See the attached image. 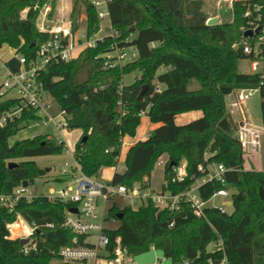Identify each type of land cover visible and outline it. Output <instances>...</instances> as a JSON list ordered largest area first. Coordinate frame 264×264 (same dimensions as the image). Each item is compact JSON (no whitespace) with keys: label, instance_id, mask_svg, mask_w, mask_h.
<instances>
[{"label":"trees","instance_id":"obj_1","mask_svg":"<svg viewBox=\"0 0 264 264\" xmlns=\"http://www.w3.org/2000/svg\"><path fill=\"white\" fill-rule=\"evenodd\" d=\"M47 2L52 3L50 14L54 15L57 0H0V50L8 45L29 60L35 59L39 46L50 37L37 27L40 8ZM204 3L111 0L109 12L115 33L99 39L75 59L48 62L38 80L54 99L52 112L64 110L68 128L83 130L74 158L87 175L96 177L103 168L118 165L122 139L128 134L135 136L142 116L147 114L159 125L130 147L125 170L114 174L115 184L129 189L140 183L145 190L151 188V174L159 157L165 155L164 190L184 192L214 163L227 168L226 183L236 189L232 210L206 207L203 217L194 214L185 202L178 210L160 211L152 199L137 208L120 206L113 199L107 220H118L119 226L108 230L110 249L120 236L129 254L138 256L154 246L170 260L168 264H264V171L244 169L241 145L233 137L238 124L226 107V96L235 90L261 86L264 123L263 77L238 70L240 60L249 57L241 45L246 23L243 14L256 3L264 6V0H235L233 20L212 25L207 24ZM82 12L86 13L89 32L100 31L98 8L90 0H73L70 19L74 29ZM117 46L135 47L138 55L124 64L106 66V55ZM129 73L139 75L125 84L124 76ZM194 81L198 87H192ZM16 102L0 99V114ZM193 110H202L203 115L176 123L177 114ZM41 118L29 110L0 124V194L12 193L24 181L31 185L45 175L30 157L67 150L64 140L48 133L12 142L14 135ZM16 159L18 164L11 168L10 161ZM184 160L187 176L174 182L171 163L178 166ZM200 164L204 172L199 170ZM227 185L214 178L199 191L207 200ZM71 205L44 194L31 200L24 196L13 209L0 200V264H72L56 254L65 245L77 244L73 241L76 235L64 226L65 209ZM19 214L29 225L37 226L28 244L37 245L28 252L23 251L19 238H7V224L15 222ZM49 222L53 227L47 226ZM77 238L80 244L86 243V235ZM220 242L222 249H209L212 243ZM224 259L227 263H222Z\"/></svg>","mask_w":264,"mask_h":264},{"label":"built area","instance_id":"obj_2","mask_svg":"<svg viewBox=\"0 0 264 264\" xmlns=\"http://www.w3.org/2000/svg\"><path fill=\"white\" fill-rule=\"evenodd\" d=\"M97 8L100 21L110 17L109 3L111 0H90ZM235 0H217L220 3H226L229 8L233 9ZM37 7V6H36ZM264 6L255 4L253 8H248L244 12L246 23L242 26L243 38L241 45L245 53L249 55L247 58L250 61L251 73H259L263 77L264 85ZM52 10V3L47 2L40 8L39 17L37 19V27L41 31L50 33V37L42 43L36 51V57L29 60L24 54L17 53L22 69L13 72L8 69V66L0 58V99L16 100V104L9 110L0 114V124H5L13 120L16 116H22L24 112L33 110L42 116L41 121L46 123L50 121L57 130L62 132L68 128V120L64 110L59 113H53V97L47 91H44L38 80L39 73L45 69L48 62L51 61H69L77 58V56L86 48L93 47L99 39L104 36L100 35V31L91 34L87 27L74 29L71 19H53L50 11ZM27 11L25 9L24 13ZM251 30L252 35H245V32ZM127 48V47H126ZM126 48L117 46L112 52L106 55V66H113L116 64L126 63V57L129 55ZM134 52L137 49L132 47ZM2 50V49H1ZM0 50V51H1ZM159 84L157 90L160 91ZM261 86L256 88L243 87L235 90V99L232 105L239 107L242 118L236 123L237 128L233 132V137L240 143L243 155H247L249 159L258 156L263 149L262 127L257 126L251 121H248L244 103L247 99L253 96L256 92L261 91ZM15 92L13 95L10 93ZM60 140H64L61 138ZM68 147V146H67ZM71 153L70 149L67 148ZM67 165L70 168L65 172L70 175V179L64 185L55 189L51 187L48 194H44L51 200H60L68 202L72 205L65 210L64 226H67L76 235L74 242L76 245H65L60 248L56 254L63 262H70L72 264H138L136 256L129 254L127 249L123 246L121 237L117 236L113 249L109 248L111 244L107 225V214L110 201L121 196L129 201L128 205L137 208L144 205L149 199H152L155 206L162 209L178 210L181 202H185L191 206L194 214L198 217L205 216V208L216 206L223 212L230 211L228 207L232 205L233 192L231 187L227 185L225 179V172L227 168L223 164H215V168L209 170L206 174L197 177L194 183L188 187L184 192L174 194L172 191L162 189L160 192L152 191L151 188L143 189L140 183H135L132 188H127L124 184H115L113 181L102 182L98 176H89L82 169L77 160ZM168 158L163 155L159 157L156 166L167 164ZM245 169V166H244ZM199 170L204 172V166L199 165ZM174 177L173 181L183 180L187 176V162L173 165ZM216 178L227 187H222L217 190L210 199H203L199 187ZM28 186L23 184L15 187L12 193L0 194L1 202L9 209H13L15 203L22 197H27L31 200L38 195L28 196L26 194ZM219 197L228 199L221 203L217 202ZM101 200L104 202L101 206ZM73 207L78 209V212L72 210ZM23 221L19 214L16 221ZM15 221V223H16ZM27 225V224H26ZM47 226L53 227V223L49 222ZM7 227H10L7 224ZM28 229L23 230L17 237L29 238L37 229L34 224L27 225ZM86 235V243L80 244L78 236ZM7 238L12 239L9 235ZM24 245L23 251L28 252L36 243ZM216 249H222V242L214 243ZM152 249H155L153 246ZM168 258L164 256L159 258L157 262L166 263ZM188 262L186 261L185 264ZM222 263H227L226 259ZM182 264V263H180Z\"/></svg>","mask_w":264,"mask_h":264},{"label":"rangeland","instance_id":"obj_3","mask_svg":"<svg viewBox=\"0 0 264 264\" xmlns=\"http://www.w3.org/2000/svg\"><path fill=\"white\" fill-rule=\"evenodd\" d=\"M203 10L208 14V18H212L215 16H211V14L208 13L207 11L218 14L220 17L219 23L231 22L234 17L233 9L229 8L228 5L224 2L218 5L217 0H205V3L203 5ZM24 11L21 12V15L23 16H25L27 12L26 11L24 13ZM82 13L83 14L81 15L79 19V26H78L80 28L86 27V19H87L86 13L84 12ZM100 29H101L100 30L101 36H108L109 34L115 33V30L112 28V25H111L110 17H107L100 21ZM126 50L128 51L129 55L126 57L125 61H131L137 57L138 54L134 52L132 47H127ZM115 54H116L115 51L111 53V55H115ZM0 58L2 59L3 62L7 64L8 69L10 71L17 72L22 69V64H20L19 62L18 54L14 47L4 45L2 47V50L0 51ZM238 70L240 72H246V73L251 72L250 61L247 58L241 59L238 64ZM137 74L138 73L126 74V76H124L125 77L124 83L127 84V83L133 82ZM192 87H198V83L194 81L192 83ZM14 93L15 92L12 91L10 95H13ZM235 97H236L235 93H231L226 96V105L228 107L227 109H234L235 117L237 119H241L242 114H241L240 108L232 105V101L235 99ZM261 99H262L261 92L258 91L253 96H251L249 99L246 100L243 107H245L248 121H251L255 125L257 126L259 125L263 128L262 129L263 149L258 156L253 157L251 159H249L247 155H242V156L244 157L245 169L251 168L249 161L252 160L255 163L256 170L264 171V123H262ZM53 105L54 107L56 106L54 101H53ZM53 112L56 114L55 111ZM152 125H153V122H151V120L148 119L147 114H144L141 119L140 127L137 129V135L142 136L144 134L145 135L150 134L152 131V128L154 127ZM79 130L80 129H64L62 133L59 134L58 130H56V128L50 121H47L46 123H44V121H38V122L30 124V126L28 127L23 128V130H21L18 134L14 135V137L11 140L13 142V140L15 139H25V138L33 137L38 134L48 133L52 136H55L58 139H61L64 137L65 143L67 144V146H69L71 149L72 148L74 149L76 147V142L79 140V139L78 140L75 139L74 135L79 133ZM124 152L125 151L123 150L122 154ZM163 156L167 158L165 155ZM30 158L37 161L38 165L41 168H43L46 173L43 176L37 177L35 182L32 183L31 185H28V190L26 192L28 196L48 194L49 189L51 187H54L55 189H59L64 185L62 183H65V181H68L66 180L67 177H64L65 176L64 173H67L65 172V170L67 171L70 168V166L67 165V162L69 164H72L74 161L72 159V155L68 152V149L67 150L64 149L63 152L59 154H48L47 156H35V157H30ZM14 161H17V159ZM183 162H186V161L184 160ZM47 168L49 169L47 170ZM125 168H126V162H125V159H123L118 163L116 167V172H123ZM213 168H215V163L210 165V170ZM114 171H115V168L113 167L103 168L98 174V179L102 182L112 181L114 177L113 176ZM152 175H153L152 188L154 189V191L160 192L162 190V184L165 179L164 166L163 165L156 166L152 172ZM230 189L232 190V192L236 190L233 187H231ZM228 198L219 197L217 199V202L221 203L223 200L228 199ZM114 199L117 202V204L120 206H125L129 204V201L124 197L118 196ZM100 202L102 204L104 201L101 200ZM112 203L113 201H110L109 205ZM101 206H103V204ZM228 209L232 210L233 206L228 207ZM14 223L15 222L8 223V224L11 227V225ZM107 225L110 228H114V227L119 226V221L110 220V221H107ZM16 226L14 227L15 229H16ZM9 230H10V236L13 237L12 227L11 229L9 228ZM21 232H23V230L18 232V234ZM16 238H18L17 234H16V237H13L12 239H16ZM214 248H215V245L214 243H212L209 246V249L213 250ZM163 257L164 256H162V252L160 250L150 249L146 253L136 256V262L138 264H150L153 262H157L158 258H163ZM74 264H77V263H74Z\"/></svg>","mask_w":264,"mask_h":264},{"label":"crops","instance_id":"obj_4","mask_svg":"<svg viewBox=\"0 0 264 264\" xmlns=\"http://www.w3.org/2000/svg\"><path fill=\"white\" fill-rule=\"evenodd\" d=\"M72 5H73V0H57V3H56V9H55V12H54V15H51V18H53V19H60V18H62V19H66V20H68V19H70V16H71V10H72ZM208 13H210L211 14V16H215V17H218V19H219V21L218 22H220V17H219V15L218 14H215V13H213V12H209V11H207ZM226 107H227V105H226ZM228 108V107H227ZM230 112H231V114H232V117H233V119L237 122L239 119H237L236 117H235V113H234V109H228ZM203 115V111L202 110H193V111H191V112H184V113H179V114H177V117H176V119H175V121H176V123H179V124H184V123H187V122H190V121H192L193 119H196V118H199V117H201ZM148 116V115H147ZM148 119L150 120V117L148 116ZM141 124V123H140ZM158 125L159 124H157V123H153V125L152 126H154L153 128H152V130H154L155 128H157L158 127ZM139 127H140V125H139ZM138 127V128H139ZM80 129V128H79ZM56 130H57V128H56ZM58 132H59V134L60 133H62V132H60L59 130H58ZM82 134H83V130L82 129H80L79 130V133H77L76 135H74V137H75V139H80L79 137H81L82 136ZM149 135V134H148ZM148 135H142V136H138L137 135V132H136V135L135 136H132V135H126L123 139H122V143H123V145H122V149H121V153H120V156H119V159H120V161L121 160H123V159H125V161H126V156H127V153H128V150L130 149V147L132 146V145H134L137 141H141V140H144L145 138H147L148 137ZM60 136H62V135H60ZM64 138V137H63ZM14 141V140H13ZM64 141H65V139H64ZM79 141V140H78ZM77 141V142H78ZM76 142V143H77ZM68 148L70 149V151H71V155H72V159H73V154H74V151H75V148L73 149H71L69 146H68ZM125 151L123 154H122V151ZM122 154V155H121ZM74 162V161H73ZM255 164V163H254ZM113 168H115V171L113 172V174H115L116 173V167H117V165L116 166H112ZM105 168H108V167H105ZM65 174V176L64 177H67V179L66 180H69L70 179V175L68 174V173H64ZM152 175V174H151ZM114 176V175H113ZM164 177H165V175H164ZM114 178V177H113ZM165 180V179H164ZM113 181V180H112ZM66 182V181H65ZM164 183V182H163ZM62 184H64V183H62ZM152 184H153V175H152ZM152 184H151V189L154 191V189L152 188ZM163 185V184H162ZM23 221L28 225V223L23 219ZM20 234V233H19ZM19 234H17V236L19 235ZM13 238V237H12ZM155 250H157V249H155ZM162 256H163V254H162ZM159 259V258H158ZM170 262V260L168 259V261L166 262L167 264ZM153 263H155V262H153ZM150 264H152V263H150Z\"/></svg>","mask_w":264,"mask_h":264},{"label":"water","instance_id":"obj_5","mask_svg":"<svg viewBox=\"0 0 264 264\" xmlns=\"http://www.w3.org/2000/svg\"><path fill=\"white\" fill-rule=\"evenodd\" d=\"M218 21H219L218 17L208 18V20H207V24H209V25L217 24V23H219ZM131 28H134V27L132 26ZM245 35H246V36H248V35H252V31L249 30V31L245 32ZM143 91H144V89H143ZM143 91H142V93H143ZM249 162H250V167H251L250 169H251V170H256V166H255L254 162H253L252 160H250ZM17 164H18V162H16V161L13 162V161H11V162L9 163V166L12 168V167H14V165H17ZM171 165L173 166V165H176V164H175V162H172ZM48 169H49V168H47V170H48ZM23 185H24V186H28V185H29L28 181H24V182H23ZM72 210H73L74 212H78V209H77L76 207H73ZM121 216H122V214H120V217H121ZM20 242H21L23 245H25V244H27V243L29 242V238H27V237H25V238H20Z\"/></svg>","mask_w":264,"mask_h":264},{"label":"bare ground","instance_id":"obj_6","mask_svg":"<svg viewBox=\"0 0 264 264\" xmlns=\"http://www.w3.org/2000/svg\"><path fill=\"white\" fill-rule=\"evenodd\" d=\"M17 225V226H16ZM16 226V229L14 228ZM13 231V237H16V234L22 230H27L28 227L24 221H16V223L11 225Z\"/></svg>","mask_w":264,"mask_h":264}]
</instances>
